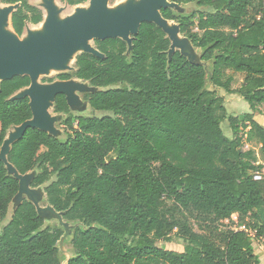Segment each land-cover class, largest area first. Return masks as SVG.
Returning a JSON list of instances; mask_svg holds the SVG:
<instances>
[{
    "label": "trees",
    "instance_id": "16d2710c",
    "mask_svg": "<svg viewBox=\"0 0 264 264\" xmlns=\"http://www.w3.org/2000/svg\"><path fill=\"white\" fill-rule=\"evenodd\" d=\"M0 1L20 3L11 17L18 35L43 20L31 0ZM171 1L197 5L185 15L161 12L202 49L203 61H213V84L240 94L251 111L230 114L207 88L205 66L179 50L170 57L171 40L153 22L142 23L130 54L122 38L95 39L104 57L81 52L73 72L58 74L100 88L84 95L94 112L75 116L60 93L54 110L68 114V137L29 127L8 155L22 174L38 168L32 185L46 184L48 202L83 223L68 264H260L264 125L255 113L264 104V0ZM227 70L244 73L238 88ZM30 83L17 75L0 84V152L8 132L33 117L30 98L13 97ZM19 190L0 159V264H62L64 230L46 225L30 200L2 225ZM175 236L183 251L157 245Z\"/></svg>",
    "mask_w": 264,
    "mask_h": 264
},
{
    "label": "water",
    "instance_id": "95a60500",
    "mask_svg": "<svg viewBox=\"0 0 264 264\" xmlns=\"http://www.w3.org/2000/svg\"><path fill=\"white\" fill-rule=\"evenodd\" d=\"M131 2V0H126V2L112 9L109 8L107 0H92L88 8L76 9L74 14L69 15L63 21L58 19L57 9L51 4L49 5V18L44 32L30 33L23 40L20 39L14 29L13 33H5L3 31V27L7 22L10 21L12 26V13L20 6V3L7 4L0 8V84L3 80L11 79L17 75H28L31 79L30 85L19 90L13 97H29L33 117L13 127L15 130L10 133V136L7 134L0 152V159L5 162L9 174L20 181V190L13 201L23 189V182L27 179V173H20L9 162L8 155L12 145L23 137L29 127L39 128L54 135L51 131L53 119L49 113L51 105L55 103L57 95L62 93L66 95L71 108V106L75 105V92L81 88V84L72 78L50 84H40L38 77L41 73L52 67L57 69L69 68V62H66V64L65 61L76 54L75 50L78 47H80L82 52H89L96 56L104 57V54L91 44V41H95V39L122 38L128 43V54H130L135 36L139 33L143 22H153L166 32L171 40L170 57L175 51L179 50L191 62L204 65L201 54L192 56L186 54L185 50H183L185 45L187 47H193L194 45L188 37L181 33L180 25L176 24L173 29L167 26L166 21L169 19L165 18L161 12L162 8H171V4H167V0H148L145 3L142 0L136 5H132ZM176 44L182 49H173ZM91 90L95 92L100 90V88L93 86ZM86 104L91 108L88 102ZM10 170L14 173H11ZM28 200L34 203L39 215L44 218L40 214L35 200ZM22 202L23 200L18 201L15 210ZM49 206L52 210L58 211L53 205L50 204Z\"/></svg>",
    "mask_w": 264,
    "mask_h": 264
},
{
    "label": "rangeland",
    "instance_id": "374dc122",
    "mask_svg": "<svg viewBox=\"0 0 264 264\" xmlns=\"http://www.w3.org/2000/svg\"><path fill=\"white\" fill-rule=\"evenodd\" d=\"M132 5H136L137 3L139 4L142 0H131ZM148 0H143V3L147 2ZM162 1V0H158ZM31 2L37 6H39L44 13V18L43 22L39 24H27L25 31L22 35H18L20 39H26L30 33H40L44 32L46 28V17H48V12L50 11V6L53 5L58 12V19L64 20L66 19L70 14L75 13V9L78 5H84V8H88L91 5L92 0H88L85 3L78 4L77 6L74 5H69L63 0H31ZM126 2V0H107L109 8L114 9L115 7L119 6L120 3ZM121 3V4H122ZM142 3V4H143ZM167 4H171V8L174 10V12L178 15L182 14H188L195 10L197 8V5L195 3H175L172 2L171 0H167ZM7 4L3 3L0 1V8H3ZM45 19V20H44ZM177 23V22H176ZM170 24H173L171 22ZM179 24V23H177ZM13 31V30H12ZM180 42H185V41H180ZM91 44L95 45V41L92 40ZM193 46V45H192ZM178 44L174 45L173 49H182ZM194 47V48H193ZM193 47H187L186 45L184 46L183 50H185L186 54L188 55H196L199 56V54L202 53V49L197 48L195 46ZM82 52V50H79L76 52V54L71 58V60L68 63V67L66 69H57V68H49L46 72H43L39 75L38 77V82L40 84H50L56 81H60L61 79L58 78V74L63 73V72H73L76 69V56ZM204 66L207 71V83L206 86L208 89H213L216 90L217 94L219 96H222L224 99L225 106L227 107V110L230 114L234 115H240L244 112H250V105L249 103L238 93L236 92H227L225 89L218 87L213 84L211 81V76H212V71H213V61H203ZM228 74H231L234 76V81L232 82V88L236 89L238 88L245 77L244 73L241 72H234L232 70H227ZM75 80L77 83L81 84V88L76 90V99L74 102V106H71V112L75 116L79 115H89L92 114L94 111L92 108L88 107V104H86V101L84 99V95L86 93L92 92L93 85L89 81L79 79L76 77L72 78ZM91 90V91H90ZM55 103L51 105V108L49 109V113L52 116L53 122L51 126V131L54 135H56L59 139H66L68 137V134L70 130L67 128L65 124V120L68 117V114L64 112H56L54 110ZM260 112H257V115L259 118L264 119V104L261 105L260 107ZM98 114V112H97ZM256 115V113H255ZM262 115V116H260ZM261 119V120H263ZM223 129L225 134L228 137H233V133L230 127V124L228 120H225L222 123ZM15 128H12L8 132V136H10V133L14 131ZM44 150V148L42 149ZM258 150V147H257ZM11 173H14L13 171L10 170ZM39 169L35 168L32 171H29L27 173V179L24 180V185L23 189L20 191L18 197L11 203L10 208H9V213L7 218L2 222V225L6 224L10 218L12 217L15 206L20 202L21 200L26 199H33L35 200V203L37 204L39 208L40 214L44 216L45 219V224L46 225H52V226H59L64 230V234L62 235L61 239L58 242V246L60 249V253L62 256V264H67L68 260L70 257L73 256V250H72V245H71V240L73 238V233L75 231L76 227H84L83 223L80 222L79 220H68L63 212H58L54 211L50 208V204L47 200V195L45 193V186L46 184H43L41 186H33L31 184L32 179L38 174ZM234 221H237V216L235 215L233 217ZM255 247H256V252L259 253L260 255V261L261 264H264V239L262 238H255L254 240ZM157 245L160 247H164L167 249H173V250H178V251H183L185 248V241L178 236L173 237L171 241H166V240H158Z\"/></svg>",
    "mask_w": 264,
    "mask_h": 264
},
{
    "label": "bare ground",
    "instance_id": "6f19581e",
    "mask_svg": "<svg viewBox=\"0 0 264 264\" xmlns=\"http://www.w3.org/2000/svg\"><path fill=\"white\" fill-rule=\"evenodd\" d=\"M122 3V2H121ZM120 3V4H121ZM74 6H77V5H74ZM82 7H84V5H78L77 7H76V9H78V8H82ZM76 9H75V12H76ZM72 14H74V13H72ZM72 14H70V15H72ZM48 17H46V20H45V22H46V26H47V20H48V18H49V13H48V15H47ZM43 22V21H42ZM41 22V23H42ZM171 22H173V24H170ZM166 24H167V26L168 27H171L172 29L176 26V21H174V20H168V21H166ZM12 27H11V25H10V21L9 22H7V24L6 25H4V27H3V31L5 32V33H13L14 31H12ZM78 50H80V47H78L76 50H75V52H78ZM71 58L72 57H69L68 59H66V61H65V63L67 62H69L70 60H71ZM66 63V64H67Z\"/></svg>",
    "mask_w": 264,
    "mask_h": 264
},
{
    "label": "built area",
    "instance_id": "2783aa9c",
    "mask_svg": "<svg viewBox=\"0 0 264 264\" xmlns=\"http://www.w3.org/2000/svg\"><path fill=\"white\" fill-rule=\"evenodd\" d=\"M244 148L245 149L251 148V143L246 142ZM255 177L256 178H260L261 177V174L259 172H257ZM256 232H257L256 230H253V231H251V234L255 237L256 236ZM261 238L264 239V235Z\"/></svg>",
    "mask_w": 264,
    "mask_h": 264
},
{
    "label": "crops",
    "instance_id": "0c3cea01",
    "mask_svg": "<svg viewBox=\"0 0 264 264\" xmlns=\"http://www.w3.org/2000/svg\"><path fill=\"white\" fill-rule=\"evenodd\" d=\"M260 116H262V115H260ZM255 118L264 125V119L263 118H259V116L257 115V112H256V115H255ZM261 119H263V120H261ZM260 264H261V261H260Z\"/></svg>",
    "mask_w": 264,
    "mask_h": 264
},
{
    "label": "flooded vegetation",
    "instance_id": "af4514ba",
    "mask_svg": "<svg viewBox=\"0 0 264 264\" xmlns=\"http://www.w3.org/2000/svg\"><path fill=\"white\" fill-rule=\"evenodd\" d=\"M43 18H44V17H43ZM42 21H43V20H42ZM42 21H41V22H42ZM41 22H40V23H41ZM38 24H39V23H38ZM10 25H11V24H10ZM11 27H12V26H11ZM12 30H13V29H12Z\"/></svg>",
    "mask_w": 264,
    "mask_h": 264
}]
</instances>
